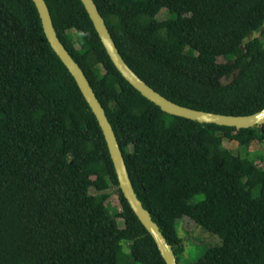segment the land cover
I'll list each match as a JSON object with an SVG mask.
<instances>
[{"label": "trees", "instance_id": "trees-1", "mask_svg": "<svg viewBox=\"0 0 264 264\" xmlns=\"http://www.w3.org/2000/svg\"><path fill=\"white\" fill-rule=\"evenodd\" d=\"M44 1L177 264L184 216L222 241L191 264H264V170L222 145L264 144V124L236 129L161 111L115 69L80 0ZM93 1L123 60L165 98L225 115L264 107V0ZM124 246L134 262L165 264L33 1L0 0V264H118Z\"/></svg>", "mask_w": 264, "mask_h": 264}, {"label": "water", "instance_id": "water-1", "mask_svg": "<svg viewBox=\"0 0 264 264\" xmlns=\"http://www.w3.org/2000/svg\"><path fill=\"white\" fill-rule=\"evenodd\" d=\"M32 1L39 15L47 42L73 77L101 129L113 164L120 192L127 201L134 215L139 220L140 224L152 237L165 264H177L176 257L171 246L167 243L166 239L160 232L158 225L152 220L150 213L142 206L141 201L138 199L130 181L119 144L106 117L105 111L96 98L81 68L72 59L58 39L45 1ZM80 1L115 69L132 88H134L148 101L158 106L161 111L169 115L182 117L199 123L234 127L236 129H247L264 124V107L260 111L249 115H225L188 108L178 105L165 98L163 95L147 85L123 60L94 1Z\"/></svg>", "mask_w": 264, "mask_h": 264}, {"label": "rangeland", "instance_id": "rangeland-1", "mask_svg": "<svg viewBox=\"0 0 264 264\" xmlns=\"http://www.w3.org/2000/svg\"><path fill=\"white\" fill-rule=\"evenodd\" d=\"M166 10L163 9L157 19L163 20L166 18ZM222 62L223 59L220 57L217 59ZM222 145L224 148L231 150L235 154H240L251 160H253L261 169L264 170V144L256 140L252 141L250 145L243 151L236 141H228L223 139ZM111 192V196L108 200V205L114 209H119V202L117 193L114 189H108ZM91 194H95L93 188L90 189ZM109 212L113 213V209H109ZM118 223L122 226V221L118 219ZM177 233L182 241V252L179 254L178 264H191L197 260L203 252L210 248L219 246L221 244V238L206 230L205 228L197 225L188 217H182L177 221L176 225ZM124 252V259H121V255L118 258V264H139L131 259H128L129 248L124 246L122 248Z\"/></svg>", "mask_w": 264, "mask_h": 264}]
</instances>
